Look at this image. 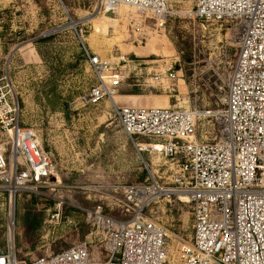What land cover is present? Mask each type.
I'll use <instances>...</instances> for the list:
<instances>
[{"label": "rangeland", "instance_id": "rangeland-1", "mask_svg": "<svg viewBox=\"0 0 264 264\" xmlns=\"http://www.w3.org/2000/svg\"><path fill=\"white\" fill-rule=\"evenodd\" d=\"M195 4L171 0V14L157 19L143 18L126 5L121 13L98 14L96 0H0V73L8 71L21 125L34 130L60 179L54 190L20 192L15 204L0 179V250L14 241L17 257L30 261L88 241L90 264L109 258L85 210L103 205L114 218H124L113 197L145 182L148 169L153 172L166 160L140 150V144L157 140L128 136L114 102L145 106L152 99L156 106L196 109L198 138H214V114L222 108L236 40L230 21L190 16ZM105 15L117 20H109L107 33L97 31ZM85 49L104 59L123 58L117 64L125 76L113 100L87 101L96 77ZM167 69L178 70V79L147 84ZM0 143L10 165L11 145L1 131ZM56 210L61 220L50 223ZM149 211L167 232L170 262L180 264L181 247L193 237L191 205L176 200L152 204Z\"/></svg>", "mask_w": 264, "mask_h": 264}, {"label": "built area", "instance_id": "built-area-1", "mask_svg": "<svg viewBox=\"0 0 264 264\" xmlns=\"http://www.w3.org/2000/svg\"><path fill=\"white\" fill-rule=\"evenodd\" d=\"M97 13H116L126 5L143 18L171 14V0H96ZM197 19L230 21L236 59L214 114V138H198L199 112L164 106L116 105L114 113L130 137L156 139L154 151L166 159L145 182L128 185L113 205L124 218L116 219L103 205L85 210L95 236L109 258L103 264H172L167 232L149 207L186 201L193 214V237L182 245L180 264H264V0H196L189 11ZM80 34L83 30L80 29ZM96 83L88 102L111 100L125 76L123 61L104 59L85 49ZM124 62V61H123ZM167 69L151 84L177 80ZM21 106L8 71L0 73V131L11 145L10 165L0 143V179L11 203L22 191L54 190L60 179L51 157L32 128L20 122ZM159 144V146H157ZM161 171L160 175H157ZM59 210L49 214L59 223ZM89 243L34 260L19 259L14 241L0 250V264H90Z\"/></svg>", "mask_w": 264, "mask_h": 264}, {"label": "bare ground", "instance_id": "bare-ground-1", "mask_svg": "<svg viewBox=\"0 0 264 264\" xmlns=\"http://www.w3.org/2000/svg\"><path fill=\"white\" fill-rule=\"evenodd\" d=\"M122 6H125V5H122ZM120 7L117 9L118 13H121L122 12V9L123 8H120ZM102 18L104 19L103 24L101 26H99V27L97 26L98 27V30L97 31H102L103 33H107L108 32V22H109V20H111V21H117V20L116 19H113V18H111L109 16H106V15L104 17H102ZM91 19H93V16L92 15L91 16H88L86 18V20H91ZM75 24H76V22L73 23V25H75ZM156 45H157V43H156ZM140 145L142 146V148L140 150H144L146 147H154V145H156V143H150V144H145V145L144 144H140ZM157 146H159V144Z\"/></svg>", "mask_w": 264, "mask_h": 264}, {"label": "crops", "instance_id": "crops-1", "mask_svg": "<svg viewBox=\"0 0 264 264\" xmlns=\"http://www.w3.org/2000/svg\"><path fill=\"white\" fill-rule=\"evenodd\" d=\"M126 102L127 103H131V102H134L133 101V99H131V98H128L127 100H126ZM155 104H157V103H154L153 101H152V99L149 101V103H145L144 105L145 106H156ZM138 106H142V105H138Z\"/></svg>", "mask_w": 264, "mask_h": 264}]
</instances>
